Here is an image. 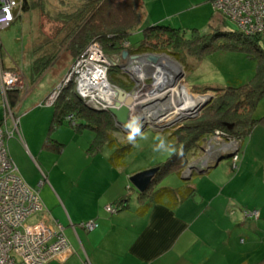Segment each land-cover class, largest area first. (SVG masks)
<instances>
[{
    "label": "crops",
    "instance_id": "crops-1",
    "mask_svg": "<svg viewBox=\"0 0 264 264\" xmlns=\"http://www.w3.org/2000/svg\"><path fill=\"white\" fill-rule=\"evenodd\" d=\"M141 11L143 22L147 24H167L185 29H198L207 22L219 23L221 17L224 18L213 9L211 0H142ZM65 51L63 55L70 54L68 56L74 62L70 51ZM30 80L32 87L37 80L32 81L31 73ZM53 83L54 86L55 79ZM206 85L211 89L207 92L213 94L212 89L218 88L214 83ZM194 87L192 89H198ZM53 89L47 88L34 96L29 91L23 94L14 106L19 125L20 116L28 117L32 110H37ZM254 110L255 118H261V121L242 143L226 142L222 138L203 139L201 146L205 151L195 156L198 160L187 175H183V171L180 174L190 181L194 193L172 206L162 203L145 206L146 201L130 203L124 199L127 177L123 176L122 167H114L110 161L104 181L97 175L90 188L83 184L73 193H67L63 204L52 199L50 192L46 200L40 197L49 212V224L57 221L64 227V233L68 228L72 234L71 239L66 236L72 254L63 262L53 260L46 264H83L85 260L90 264H264V249L261 252L257 247V237L264 244V194L261 190L264 187V97ZM235 144L238 150L234 148ZM26 146L29 153L38 152L41 156L43 146H38L39 149L34 144L33 149L28 144ZM234 154L238 155L235 167L232 165ZM227 158L231 161L229 168L225 165L217 171L216 167ZM237 170L246 175V179L253 177L252 186L248 188L250 194L254 190L252 196L247 193L242 196L243 190L237 186ZM39 171L43 183L45 174L42 169ZM100 179L103 183H110L108 190H99ZM28 180L29 183L24 181L33 188L41 182H37L35 176ZM257 193L262 196L258 201ZM121 198V204L116 205L119 207L117 211L105 210L106 205H114ZM87 221H95L96 226L91 230L82 228L80 223Z\"/></svg>",
    "mask_w": 264,
    "mask_h": 264
},
{
    "label": "rangeland",
    "instance_id": "rangeland-1",
    "mask_svg": "<svg viewBox=\"0 0 264 264\" xmlns=\"http://www.w3.org/2000/svg\"><path fill=\"white\" fill-rule=\"evenodd\" d=\"M74 1L81 4L84 0H44L43 9L42 7H38L34 10L31 9L22 17L19 16L17 21L11 23L10 27L8 26L9 28L7 27L0 31V42L2 44V48H0V57L2 64L4 63L6 67H10L11 69L9 70L21 73H19L21 81L17 85L22 91L20 98L23 97L24 93H28V91L32 92L34 96L36 93L46 91L47 88H50V90L52 88L56 89L61 83L66 85L68 82L72 81L75 84L72 78L66 81L67 74L69 73L68 71L73 63L72 58L68 56L70 54H67V56L63 55V51H65L68 44H63L62 47L57 45V41L69 43V41L63 39L66 33V26L62 27V23L59 24L56 20L57 18H55L58 15L57 11L69 7ZM140 12L141 20L134 31L128 36L127 41L123 43L124 50L130 47H136L142 39L143 28L151 25L147 24V22H143V14L142 11ZM221 19L219 23L213 22L210 24L207 22L198 29L203 33L214 30L235 31V29H237L236 25L227 18L221 17ZM222 39H218L217 41L220 42ZM91 41L99 43L97 40ZM127 42H129V44ZM260 48L264 51V44H261ZM69 51L70 50L67 49L65 52L68 53ZM46 54L52 57V59L49 57L52 65L49 66L50 69L45 74L43 73L41 75L42 77L31 87L30 62L32 59H38L39 56ZM139 54L143 55L142 53ZM156 54L161 57L156 61L157 63H149L146 56L143 55V58L146 59V68L143 75L141 74L142 76L132 71L133 62L136 59L131 60L125 57L118 60L112 56V58L118 62V66L125 77L133 83L131 90L134 91L131 95L139 91L142 95L140 100H146L141 107L142 114L151 115L150 117L148 116V118H144L142 122L139 123L141 127V136L137 137L136 145L132 146V148L126 152L124 155V163L120 166L123 170V176H126L128 181V188L124 193V199L127 198L130 203H135V201L139 202V198L138 191L130 183L129 177L134 173L153 167L155 164L166 160L169 156L168 153H157L153 151L154 145L158 143L155 138L159 136L164 139L166 143L172 145L174 140L169 137L168 132L164 130L169 128L173 129L188 117L194 116L200 105L208 98L207 95L214 96L211 92L198 94L195 91H190V88L192 89L193 86L199 87L197 90L201 91L204 86H207L206 84L209 85V83H214L220 88L227 85L245 83L253 78L258 63L262 64L264 61V57L261 58L260 54L252 50L251 47L249 50H217L213 53L204 55L200 59L194 56H187L186 60L188 61H183L182 63L176 57L164 51L156 52ZM189 62H193V64L188 65L187 63ZM159 63H163L164 65L163 68L165 70L162 68L160 71L165 73L164 79L166 80L163 82L164 85L154 87L156 82L155 75L161 72H155L153 65L159 67L161 66ZM121 64L122 66H120ZM33 71L35 73L34 69ZM54 79L56 84L53 86ZM173 85H177V91L168 90V88ZM164 89H167V91H164ZM74 91L76 92L75 85ZM188 93L193 95L191 96ZM134 98H132V102L134 100L138 101ZM42 102L43 101H41V103ZM40 105L41 106L37 107V110H32L28 117L23 116V114L20 116L19 126L21 128L20 132L22 138L18 139L16 136H11L8 138L7 147L27 183H29V177L31 178L32 176L36 177L37 182L41 181L42 176L39 169H42L44 172V184L42 183L44 186L38 184L36 187V189L39 190V195L42 200H46L47 193L50 192L52 194V199L55 198L58 202L63 204L67 193H73L78 187H82L83 184H86L87 188H90V184L96 182L97 175L104 181L109 158L113 154L114 146L111 147L109 144L103 143L98 146L99 151L92 153L89 150V145L95 133H98L97 131L90 128H82L81 131H78L68 122L57 124L51 128L55 105ZM23 106H25V104ZM23 109L24 108H22V110ZM200 111L196 113L195 116L199 115ZM129 113H132V111L129 110ZM136 113L138 114L140 112L137 111ZM252 117H256L255 110L252 112ZM78 120L79 119H76L77 123H80L81 121L79 122ZM157 120V123L160 124L159 126L154 123ZM116 129L117 130L113 132L114 137L118 140L120 146H123L125 145L124 141H127L129 130L125 129V127L119 123H116ZM75 133H77V135ZM208 137L214 138L215 140L222 138L226 142H238L236 139H226L218 130ZM100 139L104 140L103 138ZM26 144L30 145L32 149L33 144L36 148L38 146H43L41 148V156H38V152H35L33 155L29 153L25 149L27 147ZM202 151H205L203 146H201V148L199 147L197 155L195 156L202 154ZM195 156L191 158L190 162L183 169V175H187L189 173L190 164L193 165V163L198 160ZM229 164H231L230 158L223 159L216 169H218L217 171H221L225 165L229 168ZM237 173H239L237 176V186L238 189L243 190L242 196L246 193L250 194V189L248 188L252 186L251 180L253 177L246 179L244 178L246 175L240 174L238 170ZM81 174L82 178L80 179ZM183 180L184 179L177 174H170L161 179L158 183V187H177ZM109 184V182L103 183L100 179L97 185L99 190L102 189L104 192L110 187H107ZM261 190L264 194V187ZM253 191L254 190L251 191V196L254 193ZM259 197L262 196L257 193V201L260 199ZM250 199H252V197H250ZM119 204H121V202H119ZM113 206H116V204ZM37 216L41 217V214L39 213ZM34 220L35 218H30L28 222H33ZM47 221H49L48 218L46 222ZM65 234L69 239L72 238V234L68 228L65 230ZM257 247L261 248L259 249L261 252L263 251L262 249H264V244L261 243L260 237H257Z\"/></svg>",
    "mask_w": 264,
    "mask_h": 264
},
{
    "label": "trees",
    "instance_id": "trees-1",
    "mask_svg": "<svg viewBox=\"0 0 264 264\" xmlns=\"http://www.w3.org/2000/svg\"><path fill=\"white\" fill-rule=\"evenodd\" d=\"M18 2V15L15 20L31 9L44 8V0H18ZM141 8L142 0H84L81 4L74 1L69 7L57 11L56 20L59 24L62 23V27L66 26L63 39L69 41V43L57 41V45L62 47L63 44H68L65 49L70 50L71 55L76 58L91 40H97L108 57L114 56L119 60L121 52L125 49L123 43L127 41L128 36L141 20ZM142 33L139 44L127 49L129 53L164 51L182 63L186 61L187 56L200 59L217 50H249L251 47L252 50L260 54L261 58L264 57V51L260 48V45L264 44V35H247L239 31L238 28L235 31L214 30L203 33L197 28L185 29L167 24H151L143 28ZM218 39H222V41L219 42ZM47 55L49 54L39 56L38 59L32 61L30 71L32 81L38 80L44 71L52 65V57ZM3 67L11 69L4 64ZM107 77L111 84L125 91H129L133 87V83L125 77L119 68L118 62L109 66ZM73 84L70 81L66 85H62L56 101L52 104L55 105V111L51 128L57 124L68 122L78 131H81L82 128L97 131L98 133H95L90 142L89 150L95 153L99 151L98 146L103 143H107L111 147L114 146L109 161L114 167L123 165L124 155L133 145L127 140L124 141L125 145L120 146L113 134L117 129L112 114L107 109H95L86 105L74 91ZM208 90H211L208 86H204L201 91L190 88V91H195L198 94H203ZM212 90L214 96L201 109L199 115L185 119L173 129L164 130L174 140L172 146L177 151L182 149L183 156L172 154L166 160L153 166L157 167V171L148 188L144 192H138L139 201H146L145 206L151 203L172 206L193 195L194 188L188 179H184L177 187H158V183L170 174L180 176L191 158L197 154L199 147L201 148L200 144L203 139L218 130L226 139H236L242 143L252 128L261 121V118L252 117V112L260 99L264 97V61L262 64L258 63L256 73L249 81ZM21 92L19 87L6 92L11 106H15L21 100ZM69 115L71 117L67 118ZM76 119L81 122L77 123ZM121 200L123 199H118L116 205ZM115 207L118 210L119 207Z\"/></svg>",
    "mask_w": 264,
    "mask_h": 264
},
{
    "label": "built area",
    "instance_id": "built-area-1",
    "mask_svg": "<svg viewBox=\"0 0 264 264\" xmlns=\"http://www.w3.org/2000/svg\"><path fill=\"white\" fill-rule=\"evenodd\" d=\"M18 3V0H0V31L15 20ZM212 7L234 23L239 31L247 35H264V0H213ZM110 65L100 43L94 41L74 60L66 81L74 79L76 94L89 107L106 110L114 105L115 97L111 100L109 97L117 86L107 79ZM19 73L5 69L0 57V264H46L53 260L63 262L73 252L64 227L57 221L51 224L46 222L49 212L39 196V190L24 181L7 147V140L11 136L22 138L19 116L15 114V107L10 105L6 94L9 89L18 87L21 81ZM62 85L52 91L41 104L52 105ZM234 148H237L236 144ZM237 157V154L232 157L233 167L236 166ZM105 210L115 212L117 208L106 205ZM39 213L41 217L37 216ZM30 218L35 220L28 222ZM80 226L91 230L96 222H82ZM71 227L74 229L72 224ZM83 264L90 263L85 260Z\"/></svg>",
    "mask_w": 264,
    "mask_h": 264
},
{
    "label": "water",
    "instance_id": "water-1",
    "mask_svg": "<svg viewBox=\"0 0 264 264\" xmlns=\"http://www.w3.org/2000/svg\"><path fill=\"white\" fill-rule=\"evenodd\" d=\"M142 54L146 55L148 60H151L154 62L158 60V57H157L158 54L156 53H142ZM126 56L131 60H135L140 56V54L139 53L129 54L127 50H123L121 52V58H125ZM108 59L113 65L117 63L112 57H108ZM120 66H122V64ZM133 91L134 90L125 91L119 87H116L115 89V92H116L115 100L116 101H114V105L110 106L107 110L112 114V116L115 118V120L119 124L124 125L128 121L129 105L131 103V93ZM212 97H213L212 95H209L208 98L200 105L196 113H198L212 99ZM194 116H191L188 118H192ZM192 167L193 165L190 164V169ZM156 171H157V167H150L146 170L139 171L137 173L132 174L129 177V181L137 189L138 192H144L148 188L152 180V177L155 175Z\"/></svg>",
    "mask_w": 264,
    "mask_h": 264
},
{
    "label": "bare ground",
    "instance_id": "bare-ground-1",
    "mask_svg": "<svg viewBox=\"0 0 264 264\" xmlns=\"http://www.w3.org/2000/svg\"><path fill=\"white\" fill-rule=\"evenodd\" d=\"M144 56H146V55H144ZM143 55H140L134 62H133V67H132V71H134L135 73H137L138 75H143V73L145 72V68H146V59L145 58H143L144 57ZM157 57H158V59H160L161 57L159 56V55H157ZM147 58V57H146ZM148 60V59H147ZM167 60V59H166ZM149 61V63H152V62H154V61H151V60H148ZM157 63V62H156ZM161 66H155V65H153L154 66V70H155V72H161L160 74H157V75H155V85H154V87H157V86H161V85H164L163 84V82H165V80L166 79H164V72L163 71H160L163 67H164V65H163V63H159ZM164 69V68H163ZM165 70V69H164ZM141 75V76H142ZM153 90V89H152ZM160 90V89H159ZM168 90L169 91H177V85L176 86H170L169 88H168ZM164 91H167V89L165 90L164 89ZM160 92V91H159ZM162 93V92H161ZM132 95H133V97H132ZM131 95V103H130V105H129V108H130V110L132 111V113L130 114V116L128 117V123L129 124H132L133 126H135L136 125V122H138V123H141L142 122V120L144 119V118H148V116L150 117L151 115L150 114H142V111H141V107H142V105H144V103L143 102H145L146 100L145 99H141L140 100V98H142V95L140 94V92L139 91H137V92H135L134 94H132ZM153 95V94H152ZM159 95V94H158ZM134 96H135V98H136V100H138V101H133L132 102V98H134ZM207 96H209V95H207ZM114 97H116V92L115 91H111L110 92V97H109V100H111V98H114ZM156 97V96H155ZM134 98V99H135ZM207 99V98H206ZM205 99V100H206ZM150 100V99H149ZM143 103V104H142ZM140 112V113H136V112ZM197 112V111H196ZM193 116V115H192ZM187 118V117H186ZM179 119H181V118H179ZM178 119V120H179ZM156 122H158V120L156 121Z\"/></svg>",
    "mask_w": 264,
    "mask_h": 264
},
{
    "label": "clouds",
    "instance_id": "clouds-1",
    "mask_svg": "<svg viewBox=\"0 0 264 264\" xmlns=\"http://www.w3.org/2000/svg\"><path fill=\"white\" fill-rule=\"evenodd\" d=\"M124 127L126 129H130L127 135V140L130 144L135 146L137 137L141 136V127L139 123L136 122L135 126H133L132 124L126 123ZM155 139L158 141V143H156L153 147L154 152H157V153L163 152V153H168L169 155L176 154L178 156H183L182 149L180 151H177V149L174 146L169 145L168 143H166L164 139H162L159 136H157Z\"/></svg>",
    "mask_w": 264,
    "mask_h": 264
},
{
    "label": "flooded vegetation",
    "instance_id": "flooded-vegetation-1",
    "mask_svg": "<svg viewBox=\"0 0 264 264\" xmlns=\"http://www.w3.org/2000/svg\"><path fill=\"white\" fill-rule=\"evenodd\" d=\"M115 122H117V121L115 120Z\"/></svg>",
    "mask_w": 264,
    "mask_h": 264
}]
</instances>
